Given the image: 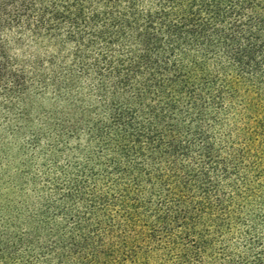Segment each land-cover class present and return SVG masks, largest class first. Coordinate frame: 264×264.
<instances>
[{
	"label": "trees",
	"instance_id": "16d2710c",
	"mask_svg": "<svg viewBox=\"0 0 264 264\" xmlns=\"http://www.w3.org/2000/svg\"><path fill=\"white\" fill-rule=\"evenodd\" d=\"M0 92V264H264V0H0Z\"/></svg>",
	"mask_w": 264,
	"mask_h": 264
},
{
	"label": "rangeland",
	"instance_id": "374dc122",
	"mask_svg": "<svg viewBox=\"0 0 264 264\" xmlns=\"http://www.w3.org/2000/svg\"><path fill=\"white\" fill-rule=\"evenodd\" d=\"M0 92V194L6 193L9 186V181H12L17 187L21 185L19 181L9 180L13 179L15 170L22 169V173L28 172L27 168L24 165L25 160H29L30 165L38 176L40 166L42 164V159L39 153L34 152L30 147V142L28 141V135L24 133L20 134L18 137H14L12 134L15 130V127H18V122L16 121L18 116L22 113L20 108L17 110L11 111V115L7 113V105L11 101L9 98L2 96ZM38 122V120H36ZM23 145V151L19 155L17 148ZM24 152V153H23ZM27 155V158L25 157ZM33 156V157H32ZM20 164V165H19ZM32 171V172H33ZM22 182V180H21ZM42 181H39L41 183Z\"/></svg>",
	"mask_w": 264,
	"mask_h": 264
}]
</instances>
